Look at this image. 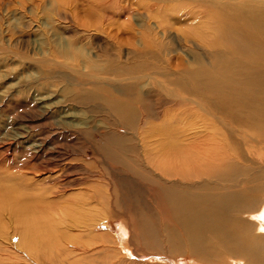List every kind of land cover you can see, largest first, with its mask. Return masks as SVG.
I'll use <instances>...</instances> for the list:
<instances>
[{
	"label": "rangeland",
	"instance_id": "obj_1",
	"mask_svg": "<svg viewBox=\"0 0 264 264\" xmlns=\"http://www.w3.org/2000/svg\"><path fill=\"white\" fill-rule=\"evenodd\" d=\"M121 1L108 0L105 4L104 0H0V183L12 179L10 175H16L17 178H23L24 175L48 187L52 193L48 194V199L52 197L57 204L67 207L66 210L74 209L63 215L68 221L66 232L75 242L88 245L90 251L66 254L68 256L63 261L56 260L57 264H219L220 258L199 259L202 254H194L188 247H165L161 244L162 211L154 196L157 186L135 180L123 166L104 157L95 147L96 142H104V134L115 130L111 123L117 121L116 115L109 106L104 105V101L78 105L73 99V92L94 88L92 83L96 79L90 75L95 72L85 62L97 60L105 44L109 43L114 51L113 42H120L126 53L134 36L137 46H142L144 36L139 33L134 35L135 31L131 28L139 29L136 21L145 24V21L150 20L154 27L159 24L162 43L171 41L176 48L179 47L177 38L183 39L179 28L196 21L193 17L184 23L183 20L172 18L169 9L163 11L164 4L178 2L160 1L153 5L154 0H147L151 7H143L138 3L139 10L131 13L127 7L137 3V0ZM162 25L170 30L169 37L163 35ZM105 27H109L106 33L102 31ZM78 47L83 50V54L78 56L83 75L76 77L72 74L78 80L77 85L73 79H63L58 73L52 74L48 66L51 64L49 59H58V51L77 55L75 48ZM178 50L173 52L167 49V52H162V71L147 72L151 77H162V86L155 83L154 79L143 80L145 85L142 91L146 99L142 101L144 106L141 107L152 114L150 120L154 128L162 126L158 128L160 130L154 131L144 126L143 133H146L149 144L142 151L151 160L148 164L157 175L161 174L162 170L158 166L162 168V162L166 163L163 153L165 142L170 141L177 143L175 148L196 144L199 148L203 145L213 153L225 152L223 147H226L233 154L235 162L264 172V141L255 127L258 117L250 115V111L241 106L224 110L216 92L198 88L188 75L182 78L193 86L192 95L167 83V79L174 81L177 78L175 72L182 70L181 64L192 63L193 51ZM120 82L126 83L119 81L116 88H112L110 83V88L106 86L109 90L102 88V93L110 91L115 97L122 98L125 89L121 88ZM138 90L132 88L131 91L134 93ZM94 109L99 111L96 116H93ZM64 121H68L70 126H66V123L63 125ZM77 123L82 124L81 127ZM166 126L174 131H167ZM82 128L94 129L92 135L87 136L90 139L80 135L84 133L80 131ZM140 156L144 157L142 154ZM253 158L257 159V164L252 163ZM172 164L176 167L179 165L174 161L167 165ZM93 187L99 190L96 197L89 191ZM259 197L258 205L254 208L256 211L264 203V189ZM79 198V201H85V206H82L84 212L80 215L75 211L80 210L77 202ZM136 198L140 201L135 204L138 201ZM142 214L147 215L148 222L158 230L155 229L154 243L152 238L143 237L144 232L139 223ZM10 218L9 214H5L7 230L6 235L4 233L3 238H0V264H15L9 255L12 253L15 256L16 248L10 246L9 242L12 245L20 243L18 234L9 239L15 233V224ZM58 218L60 215H54V219ZM78 218L80 223L74 224ZM96 222L99 225L94 233L103 236L101 244H95L90 236L94 233L85 230L94 228ZM260 233L264 234V231L260 230ZM180 247L184 250L178 251ZM20 253L33 264L31 256L26 257L25 251ZM47 264H52V261Z\"/></svg>",
	"mask_w": 264,
	"mask_h": 264
},
{
	"label": "bare ground",
	"instance_id": "obj_2",
	"mask_svg": "<svg viewBox=\"0 0 264 264\" xmlns=\"http://www.w3.org/2000/svg\"><path fill=\"white\" fill-rule=\"evenodd\" d=\"M107 1L104 0V3L106 4ZM160 1L169 0H154L153 5H157ZM170 1L178 2V4H164L162 9L163 11L169 9L172 18L183 20L184 23H188L193 17L196 20L184 28H179L183 38L181 40L177 38L179 47H174L171 41L162 43L159 24H155L154 27L150 20L145 21V24L136 21L139 29L132 26L131 28L135 31L134 35L139 33L144 36L142 46H137V39L134 36L131 38L134 40L129 42V50L126 53L120 42L116 44L112 41L116 48L114 51L109 43L105 44L97 60L85 62L87 67L95 72L94 75H90L96 79V82L92 83L94 88L73 92V99L78 105L104 101V105L109 106L116 115L117 121L111 123L115 130L104 134V142H96L95 147L97 151L105 155L104 157L123 166L126 173L131 174L135 180L148 182L149 186H157L154 196L162 211L161 244L165 247L173 245L188 247L192 253L202 254L199 259L220 258L219 264H238L239 262L264 264V234L260 233V230L264 231L262 226L264 225V203L258 211L254 209L258 205L260 192L264 189V172L255 171L251 166L235 162L233 154L226 150V147H223L225 152L213 153L203 145L201 148L196 144L175 148L178 146L177 143L167 141L163 153L166 163L162 162L164 164L162 168L158 166L162 172L157 175L154 168L148 164L151 160L147 157V153L142 151V149L146 150L145 147L149 144L143 129L147 126L148 130L154 131V129L160 130L158 128L162 126L157 125V128H154L155 125L151 124L150 120L153 118L152 114L141 107L144 106L142 101L146 99L142 91L145 85L143 80L154 79L155 83L162 86V77H151L147 73L162 71V52L167 49L177 52L178 48L184 52L193 51L192 63L181 64L182 70L174 71L177 78L174 81L167 79V83L172 84L179 91L192 95L193 86L188 85L182 78L188 75L198 88L216 92L224 110L239 106L249 110L250 115L259 118L255 122V127L260 131V139L264 141V0ZM120 2L123 1L120 0ZM138 3L143 7H146L145 5L151 7L147 0H137V3L128 5L127 9L131 13L139 10ZM162 27L163 35L169 37L167 36L170 31L168 27L163 25ZM108 29L109 27H105L102 31L106 33ZM120 30L125 31L122 28ZM75 49L77 55L58 51L57 60L49 59L52 65L49 64L48 69L54 75L58 73L63 79H73L78 85V80L73 75L76 77L83 75L78 58L79 54H83V50L79 47ZM179 56L183 58L180 54ZM58 70L60 72H57ZM97 79L104 84L97 82ZM119 81H126V83L120 82L121 88L125 89L122 98L115 97L110 91L102 93V88L109 90L110 83L112 88H116L115 85H119L117 83ZM107 85L109 88L106 87ZM132 88H139V90L133 93ZM66 93H70L68 89ZM98 113L99 111L94 109L93 116ZM62 123L70 126L68 121ZM150 125L151 128H149ZM166 129L174 131V129H168V126ZM82 130L84 133L78 134L83 137L91 136L92 130L94 131V129L82 128L81 133ZM170 133L172 132H168ZM140 153L144 157L140 156ZM173 161L179 164L178 167L173 164L167 165ZM252 163L257 164V159L253 158ZM91 174L93 175L92 171ZM10 176H13L12 179L0 183V238H3L7 230L4 216L9 214L10 219L13 220L12 224H15V233L9 236V239H12L15 234L20 237L18 245H12L9 242L10 246L16 248L15 256L12 253L9 255L13 261H17H14L15 264H31L20 255L22 251H25L26 257L33 258V264H47L51 261L53 264L56 260L63 261L68 256L66 254L90 251L87 248L88 245L75 242L66 232L68 221L63 215L74 209L66 210L67 207L60 206L61 204H57L56 200V202L53 201L52 197L48 199V194L52 193L50 189H47L48 187L43 186L41 181H33L24 175L23 178H17L16 175ZM95 188L89 190L94 197L99 195V190ZM94 197L90 199L93 200ZM77 200L80 210L75 211L80 215L84 212L82 206H85V201H79L80 198ZM139 201H135V204ZM54 215H60V218L56 220ZM146 217L147 215L143 214L142 219L139 217V223L144 232L143 237L152 238L154 243L156 227L149 223ZM78 223H80L79 218L74 224ZM97 223H94V228L88 227L85 230L96 232L99 225ZM90 236L95 244L102 243L103 236L95 233ZM183 247H180L178 251L181 249L183 251Z\"/></svg>",
	"mask_w": 264,
	"mask_h": 264
}]
</instances>
